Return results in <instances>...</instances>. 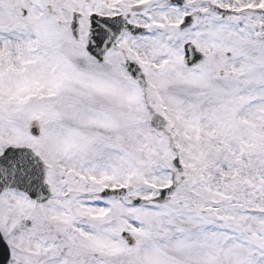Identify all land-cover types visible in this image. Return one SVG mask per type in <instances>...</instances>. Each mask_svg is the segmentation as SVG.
<instances>
[{
	"label": "snow or ice",
	"instance_id": "snow-or-ice-1",
	"mask_svg": "<svg viewBox=\"0 0 264 264\" xmlns=\"http://www.w3.org/2000/svg\"><path fill=\"white\" fill-rule=\"evenodd\" d=\"M0 264H264V0H0Z\"/></svg>",
	"mask_w": 264,
	"mask_h": 264
}]
</instances>
